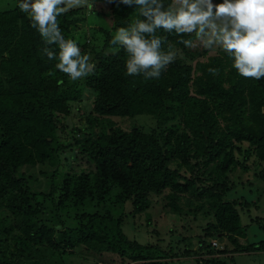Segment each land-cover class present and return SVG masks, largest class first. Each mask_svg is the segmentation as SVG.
Instances as JSON below:
<instances>
[{
    "label": "trees",
    "instance_id": "obj_1",
    "mask_svg": "<svg viewBox=\"0 0 264 264\" xmlns=\"http://www.w3.org/2000/svg\"><path fill=\"white\" fill-rule=\"evenodd\" d=\"M89 9L107 25L87 26L83 9L57 17L94 66L76 81L43 52L60 49L45 44L29 14L0 12V264H71L76 255L113 258L106 264H234L264 255V239L247 243L239 210L258 202L225 200L235 172L264 182V77L240 76L234 56L221 47L210 55L196 32L163 28L154 35L166 38L161 52L174 61L158 79L129 76V54L110 42L144 19L139 6L89 0ZM140 115L154 126L119 119ZM252 157L257 165L245 166ZM154 202L163 205L157 217ZM168 215L201 217L197 249L189 239L176 247ZM130 216V228L152 242L129 236ZM251 222L264 232V218ZM214 239L228 243L218 248Z\"/></svg>",
    "mask_w": 264,
    "mask_h": 264
},
{
    "label": "clouds",
    "instance_id": "obj_2",
    "mask_svg": "<svg viewBox=\"0 0 264 264\" xmlns=\"http://www.w3.org/2000/svg\"><path fill=\"white\" fill-rule=\"evenodd\" d=\"M85 0H20L19 8L29 14L31 26L41 34L46 45H57L59 53L45 47L43 52L49 60L59 62L56 69L73 81L87 75L92 67L87 55L81 56V49L73 40H66L57 24V17L69 9L81 6ZM129 7L139 6V14L129 27L117 29L112 45L123 46L129 54L126 61L127 75L142 74L145 79L159 78L162 70L174 61L171 51L161 52L164 37L154 35L163 28L168 33L174 29L177 34L196 32L199 38L205 36V29H211L206 47L213 43L234 56L233 67L245 78L260 80L264 77V0H223L213 5L211 0H174L173 8L164 10L160 0H121ZM207 5L205 11L201 5ZM64 5V7H61ZM215 9V11H213ZM225 18L231 24L217 29L213 18ZM145 34H148L146 38ZM188 45V41H183ZM212 74L217 69L209 68Z\"/></svg>",
    "mask_w": 264,
    "mask_h": 264
},
{
    "label": "rangeland",
    "instance_id": "obj_3",
    "mask_svg": "<svg viewBox=\"0 0 264 264\" xmlns=\"http://www.w3.org/2000/svg\"><path fill=\"white\" fill-rule=\"evenodd\" d=\"M19 3L20 0H0V12H4L7 10H11V9H15V8H19ZM211 3L215 6L218 5L220 3H223V0H211ZM206 5V4H205ZM61 7H64V5H61ZM175 7H179V5H175ZM201 7H204V5H201ZM88 8V9H87ZM78 9H83L84 11H86V14L88 15L89 19L87 21V26H91L94 29H98L100 26V22L102 25L106 26L107 22L106 21H101L99 22L98 20H94L93 18H91V11L89 9V0H85V2L79 6V7H75V8H71L68 10L69 13L71 11H75ZM64 13V14H66ZM62 14V15H64ZM61 15V16H62ZM60 17V16H58ZM213 22L216 24L217 29L219 28H223L225 26H227L229 28V30L231 29V24L228 20H226L225 18L223 19V17L221 18H213ZM87 28V27H86ZM85 31V30H84ZM86 32V31H85ZM211 32V29L206 28L205 30V35L204 39H203V45L205 46L204 42L207 41L208 39V34ZM206 47V46H205ZM209 49V54H215L217 53L218 50H216L217 48H220L219 45L213 43L211 45V47H207ZM93 101L92 95L88 94L85 96V101L82 103L83 106H85V114L78 112V119H82L84 118L87 113L89 112V107L91 105ZM152 117H149L148 115H140L138 117H136V119H121V121L123 122H127L128 126L133 127L134 124H131V122L133 123H139L140 125H142V127L144 128V130H148L150 127L154 126V120L150 119ZM119 119H115L116 121H118ZM140 121V122H139ZM63 122L65 123V121L63 120ZM242 159V156H241ZM245 166H251V167H255L257 165V161L255 157H252L251 159H248V162L246 161V163H244ZM232 177V182H233V189L227 194V196L225 197V200H244V201H248V202H258L257 205L252 204L249 206V208H246L244 210L240 209V214H241V223L243 226L247 227V243H253V242H258L260 240L264 239V232L262 230H260V228L258 227L257 224L252 223V219H256V218H264V182H260L256 179L254 172H250V173H243L242 171L240 172H235L233 174H231ZM262 196V198H261ZM159 200V199H158ZM157 201V200H156ZM155 201V202H156ZM161 201V200H160ZM154 202V203H155ZM162 204L161 202L158 204H154V216L157 217L159 216V212L162 211ZM173 215H168L166 218V228H172L174 232H172V237L174 238V243L177 247V243L179 241H182L183 239H189V245H192L193 248L197 249L198 247V237L200 235L204 234V229L203 227L205 226V222H203V220L201 219V217L198 215L196 218L193 217L192 215L190 216H185L182 219H177V220H173ZM128 222L130 223L129 226L127 227V229H129V236L131 238H136L140 243L142 244H146L148 242H152V239H149L148 235H141L138 232H136V228L132 229L130 228V226H132V222L134 220V217L130 216L128 217ZM204 219V218H203ZM251 220V221H250ZM142 227H144V224L142 225ZM136 234H138L136 236ZM164 236V235H163ZM157 238V237H153ZM165 239H167V235L165 236ZM188 243V241L186 242ZM217 243V244H215ZM227 240H217L214 239L213 240V244L215 245V247H220L223 248L226 244H227ZM186 245L185 244H181L180 247L182 249H184ZM85 257L87 259H85ZM71 264H106V263H110L111 259L113 260V258H111L109 260V257H105L103 258V260H96L90 257H87L85 255H76V256H72L69 258ZM98 261V262H97ZM115 264H119V262L117 260L114 261ZM179 264H197L196 261H192V262H183V263H179ZM234 264H264V255H241L237 258H235V263Z\"/></svg>",
    "mask_w": 264,
    "mask_h": 264
},
{
    "label": "built area",
    "instance_id": "obj_4",
    "mask_svg": "<svg viewBox=\"0 0 264 264\" xmlns=\"http://www.w3.org/2000/svg\"><path fill=\"white\" fill-rule=\"evenodd\" d=\"M215 244H217V243H215Z\"/></svg>",
    "mask_w": 264,
    "mask_h": 264
}]
</instances>
